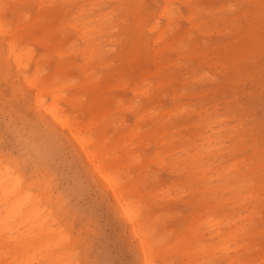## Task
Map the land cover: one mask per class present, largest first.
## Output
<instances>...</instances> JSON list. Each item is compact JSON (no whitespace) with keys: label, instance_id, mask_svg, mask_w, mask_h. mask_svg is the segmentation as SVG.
Here are the masks:
<instances>
[{"label":"rangeland","instance_id":"374dc122","mask_svg":"<svg viewBox=\"0 0 264 264\" xmlns=\"http://www.w3.org/2000/svg\"><path fill=\"white\" fill-rule=\"evenodd\" d=\"M18 1L21 4H19ZM45 1H46V4L48 5L45 4ZM59 1H60V4H59ZM64 1L65 0H50V1L37 0L36 2V0H22V1L21 0H9V1L4 0L1 3V14L4 19L7 17L6 21L9 22L8 24L11 26L12 29L13 28L18 29V32H20L21 34H25L26 39H25V42H23L24 44L25 43L29 44L30 42H32V44L30 43V46L34 49L33 52H36L34 53L35 58L37 56L38 58L43 57L41 67H44V70H46V72L43 71L44 75L48 74V76H51L52 74L53 76V72L57 71L56 73L54 72L55 78L59 79L63 83L65 82L64 84H66V81L68 82L70 89L68 87H65L67 94H65V91H64V94L66 96L64 97L69 98L71 97V95L72 97L76 95L78 96V98L75 99L76 101L72 103L71 102L68 103V101L66 102L65 100L63 101L62 105H63V108L65 109V112L69 114L71 117L73 116L72 118H74L79 123H86L90 116L96 117L95 121L100 124H98L95 128H97L98 130L102 129L106 135L105 138H108L106 139V141H104V146L105 148H107V154H108L106 160L116 163L117 166L120 163L118 167L120 178L123 179V181L127 184H138L136 186L139 188V190L142 191L144 195L146 194L149 195L143 198L146 202L150 204V208H149L150 216L153 218L154 217L157 218L156 220L157 228L160 229L162 233L165 232L164 243L168 245L169 247L171 245L169 243L170 240L172 243L174 237H176L178 233L180 234V236L188 235L189 229H187V227L192 222V219L197 218V215H200L205 218L208 211L205 212L204 208L197 201V199L200 196H205L208 199L209 203L211 205H215L214 207H216V208H213V207L211 208V210L215 209V217L219 219H221L220 217L223 218L222 219L223 221L221 220H220L221 222L219 221L222 232L228 230L224 226L226 225V223L230 224L232 220L235 221L234 219L238 217V213H240V215L244 214L243 212L244 208H246L247 210L245 213H248L250 210L254 212L253 218L251 220L252 224L250 223V225H248L247 227L248 234L245 236V238L239 239L236 244V245H240L243 243H247L249 245V250L247 251V253H243L242 249L238 251L239 259L236 261V264H247V263L248 264H257V263L264 264V202H262L261 204H258V206L252 207V204L255 203L254 198H252V196H247L252 193L251 187L247 185H242L243 184L242 183L241 186L243 187V189L238 194V191L229 189L230 185L228 184L230 183V180L223 182V179L221 180L215 179L216 173H219V170L221 171L222 167H225V166L227 167L228 164L233 162V160H239V159L241 160V159L246 158L249 152L244 151L243 153H240L234 156L230 154L228 156H225L223 159L222 157L217 156L214 159L210 158L208 160L204 159V161H202L203 166L199 167L198 170L202 167L205 168L209 166L210 170L206 172L205 178L206 180L207 178L209 177L211 178L212 176H214V178L212 177L211 178L212 180L211 181L209 180V182L207 183L214 184L215 186H217V188L219 187L218 191L208 193V194L207 193L192 194L191 191L194 190L195 187L204 186L205 181L198 180L193 177L194 179H192L191 183L187 184L186 183L187 175L179 170L180 169L179 166L175 169L171 168L172 165L173 166L178 165L177 164L178 160H181L182 158L185 157V153L180 152L181 145H185L186 143L190 144L191 142L195 143L196 141L197 142L200 141L199 134L203 131L202 130L203 128L202 118L206 117V119L204 120V122H206L209 120V118H212L215 116L222 117V115H224L222 107L227 101H230V100L235 99L236 101L234 100V104L238 108H243L244 106L248 108V110L241 111L242 115H240V117L244 118L245 122H248V123H250L251 121L252 122L255 121L259 126L258 128L259 136L260 138L264 139V59H263L264 58V30H263L264 29V19H263L264 18V6H263L264 0H243V1L242 0H212V1L211 0L210 1L209 0H190V1L189 0H184V1L183 0H177V1L170 0L168 11H170L172 14L168 12L169 15L171 14V21L168 25L166 24L165 17L163 18L162 16H160V10L162 8V5H164L163 0H142L143 2H141V0H135V1L134 0H110V1L109 0H98V1L97 0H92V1L91 0H78V1L76 0L77 2L75 0H71L72 2L70 0H67V2L65 1L66 3H64ZM195 1L197 2L195 3ZM61 2L63 3L61 4ZM97 2L98 3L101 2V3L98 4ZM237 2L239 3L237 4ZM104 3H107V5ZM221 3H223L222 5L225 8L221 5ZM134 4L135 6H133ZM141 4L142 5L144 4V5L142 6ZM203 4H205L204 7H203ZM229 4L233 7V9ZM39 5H40L39 7L40 9L39 8L37 9ZM123 5L127 9H125ZM77 6L79 8H77ZM171 6L172 8L174 6H177V7L176 8L174 7L172 9ZM192 6H194L195 9ZM206 6H208L207 9H206ZM218 6H220L219 7L220 10L217 8ZM82 7L84 8L83 10H82ZM142 7H144L143 11H142ZM61 8L63 9L59 11ZM138 8L139 9L141 8V9L139 10ZM185 8H187L188 10ZM227 8H229V10ZM43 9L45 12L43 11ZM154 9L155 11H153ZM57 10L59 12H57ZM173 10L176 11L177 13L175 12V14H173L174 13ZM206 10L208 11L207 14L205 13ZM151 11H152V14H151ZM131 12H134V13H131ZM188 12L189 14L190 13H192L193 15L196 14V16L194 15L196 21L195 20L194 21L196 24L199 25V28L202 27L200 28L201 31H196L195 29L190 28L191 27L190 23L187 22L185 18L186 15L187 16L189 15ZM39 13L41 16L40 15L36 16ZM95 13H98L97 16L95 15ZM105 13H107L108 15ZM176 14L178 15L177 18L182 23L177 18H175L177 16ZM71 15L74 17H72ZM116 15H119V16L117 17ZM214 16H215V19H214ZM69 17L70 19H68ZM110 17L111 18L113 17V19H111ZM105 18H109V19L106 20ZM198 18L200 19L198 20ZM201 18L204 19L205 21L202 20ZM123 19H124V22H123ZM52 20L55 22L53 23ZM61 20H63L62 21L63 23L61 22ZM142 20L144 21V23L142 22ZM127 21L128 22L130 21V22L128 23ZM56 22L58 23L56 24ZM74 22L75 24L77 23L76 27L80 26L79 28H77V30L76 29L74 30L73 29L74 27L72 28L71 26L72 23ZM49 23L52 24L53 26L50 25ZM67 23L70 24L69 26L71 27H68ZM172 23L173 24L177 23V24L173 25ZM107 24H109V27ZM84 25L85 27L88 26L90 30H87V28L85 30V28H83ZM170 25L172 26V29ZM49 26H50V29H49ZM96 26L98 27L100 26V27L98 28ZM28 27L30 28L32 27V28L30 29ZM58 28L60 29L61 32L59 31ZM80 28L82 30L84 29L89 34H92L93 35L92 37L96 35L98 38L95 36L93 41L92 40L85 41L84 40L85 38L83 39L80 36L81 30H78ZM91 28L92 30L93 29L95 30L92 31ZM48 30L50 31L48 32ZM101 30L103 33H100ZM114 30H117V31H114ZM215 30L217 31L219 30V34ZM51 31L52 33H50ZM53 31L54 32L57 31V32L54 33ZM107 31L109 32V34ZM26 32H28V34H26ZM160 32L163 33L162 41L160 43L154 44L153 39L157 36V33L159 34ZM221 32L223 33L221 34ZM177 33L179 36L177 35ZM30 34H33V35L30 36ZM41 35H42V38L44 37L43 39L41 38ZM55 35H56V38H55ZM76 35L80 37L78 38L76 37ZM189 35L192 37L194 36V38L190 37ZM100 36L102 37L100 38ZM143 36H145V38ZM37 38H41V39L37 40ZM57 39H59V41ZM202 39H204L205 41ZM41 40H42V43L39 42ZM77 40H78V43H76ZM60 41H63V42H60ZM71 41H75V42H71ZM79 41L81 43H79ZM125 41H127V43ZM168 41H170V43H172L173 46H175L176 48L172 50L168 48H166L165 50H162L164 45L165 46L168 45L169 43ZM93 42L94 43L96 42V43L94 44ZM38 43L39 44L41 43L40 44L41 46ZM45 43H47L48 45L47 44L45 45ZM69 43H71V45ZM179 43H181L182 45H180ZM43 44H44V47H43ZM258 44H259V47H258ZM72 46H73V49H72ZM108 46H110L111 48L113 47L114 48L111 49L110 51L109 50L110 47ZM255 46L257 48H254ZM59 47L60 49H58ZM86 48L87 50H91V48L93 50L92 52L93 54L91 55V58L88 60V63L86 61V58L84 59V57H82V55L84 56L83 53ZM233 48H236L234 55L238 56V58L240 59L237 70L241 71L242 77H239V78L236 77V79L233 80L231 83L227 81L226 86L223 87L222 81L224 80L225 75H222L223 72H221L222 68L218 65L219 63H215V62L219 61L220 59H224V62H227L229 60V57L231 56L230 53ZM56 49H58V51L62 50L63 52H65V55H63L62 59H60L57 56L58 51ZM156 49H157V52H156ZM260 49L261 51H259ZM152 50L156 53H154ZM55 51H57L56 54L54 53ZM71 51L72 53H70ZM66 53L69 54V55L67 54L68 57L66 56ZM154 55H156L157 58L154 57ZM193 55H195V57L192 59H189V57H192ZM72 56L74 58H71ZM58 58H59V61L57 60ZM109 61L110 63H108ZM173 61H177V62H173ZM56 63L58 64L56 66L57 68L55 69H60L62 66L63 67L65 66L66 69L65 68L63 70L60 69V71L54 70ZM71 63H73L74 65ZM158 63L162 66H159ZM169 63L171 65H169ZM230 63H228V66L230 65ZM177 64L178 66H176ZM87 65H88V68H87ZM165 65L167 66L165 67ZM33 66L30 65L29 69L27 70L28 74L32 73ZM156 66L160 67V69L157 68ZM68 67L71 68V70L73 71H71ZM84 67L86 69H84ZM154 69H156V71H154ZM157 69H159L158 72H157ZM202 70L204 72L206 70V72L204 73ZM67 73L69 74V76L67 77L68 79H66V76L68 75ZM145 73L148 75L146 76ZM203 74L204 76H202ZM84 75L86 76L85 79H83ZM143 75H145V77H143ZM57 76L60 78H58ZM212 77H213V80H212ZM71 78L73 80H71ZM124 79H126L125 82H123ZM147 80H149V82ZM82 81H84L83 84H82ZM143 81L145 83H143ZM80 82L81 84L79 85ZM72 83L74 84L78 83V84L73 85ZM115 83L117 84L120 83V84L119 86H117L115 85ZM109 84H111L112 87L111 85L107 86ZM71 85L73 86V88ZM137 85L140 87L139 89L140 91L143 88H148L149 92H152L151 98L149 100H147L145 96L140 95L141 93L135 92L136 91L135 86ZM155 85L156 87H154ZM91 86L96 87V91L94 90L95 88L93 89V87L91 89ZM114 86H117V88H115ZM184 87L187 88L186 92H184L185 94L179 96L176 99V101L173 103V97H172L173 92L172 91L176 89H180V92H182L184 90ZM28 93L29 91L22 86L21 78L16 68H14V65L6 63V66L1 68V73H0V146L2 147V148L0 147V154L4 156L5 158L11 160V163H13V165L23 173L25 178L33 179L34 181L41 179L43 175L48 178L49 193L52 194L53 197L55 198L58 197L61 201L60 207H58L57 204L54 205L55 213L59 217L62 218V220L68 226V229L70 230L71 235L77 239L78 259L80 261V264H140L139 253L136 247V240L131 237L125 225L123 224L122 220L116 214L110 192L106 190L104 185H102L101 182L98 180V178L96 177V174L93 173L91 166L84 159V157L75 151L74 145L65 136L64 130L59 129L57 126H55L52 123H49L48 118L43 114V112L39 109V107L34 106L30 102V93L29 94ZM134 93H136V95ZM104 94L107 95L105 98L103 97L105 96ZM108 98H111V99L109 100ZM132 98H134V100ZM77 99H79V101H77ZM49 100L50 98L47 97L46 102H48ZM118 101L120 102L118 103ZM129 101L130 103H128ZM152 104L154 106H159V108H156L154 110L155 112L157 110V113L166 112L167 111L166 109H168L169 107H172V108H169L168 111H172V109L175 108V106L177 107V105L180 106L181 104L189 108L188 111L190 112L189 113L190 116L187 119L185 124H182V125L179 124V126H176L175 129L169 130V132L171 131V133L165 135L161 133L160 128H157L159 127L158 125L156 126L154 125V120L150 118H145L141 121L136 122L137 116L140 115L139 113L142 114L143 112L144 114L145 112L143 110L147 111L148 108L151 109L150 105ZM108 106H110L109 109H107ZM120 106H122L123 109ZM125 107H127V109ZM133 107L134 109H132V111L130 109L129 111V108H133ZM116 108L117 110H114ZM119 108H121V110ZM111 109L114 111L112 112L109 111L108 113L107 111ZM91 110L92 111L94 110L95 112L101 111V113L103 111L105 112L101 114L100 112L94 113ZM77 113L80 116L76 115ZM91 113H94V115ZM114 116L117 118H115ZM101 118H103V120ZM123 118L124 120H122ZM169 120L174 121L177 119L170 117ZM128 122L130 124H128ZM135 123H139L138 128L134 125ZM196 123H198V125ZM223 124H225V128L231 129L232 125L235 124V122L228 120V123L226 121V123L223 122L222 125ZM123 125L125 127H123ZM103 126L104 127L106 126V128H104ZM129 126H131V128ZM129 128H130V131L131 129H133L132 130L133 133L135 129V132H138L137 136L131 137L127 135V132H130ZM137 129L139 131H137ZM6 132L7 134H5ZM143 132H145V134ZM125 134L127 135V137L125 136ZM228 135L229 133L226 130V131H222L220 135L218 136L219 139H222V144H219V145L222 146L223 152L228 151V148L226 147L228 146V144H230ZM130 137L131 139L132 138L133 139L131 140ZM123 140H126V141H123ZM161 140L163 143L160 142ZM127 141H129L128 144L126 143L124 146L121 145L122 143L124 144ZM135 142H136V145L134 144L135 146H133L132 144ZM139 143L140 145H138ZM145 145L147 146L145 147ZM3 146H5V148ZM215 151L217 150L216 149L213 150V152ZM115 153L117 154L120 153L117 156L118 158L116 157L117 154L115 155ZM127 159L128 161H126ZM154 159L156 160L154 161ZM124 161L125 163H121ZM132 161H133V165L131 163ZM228 161L230 163H228ZM244 162L245 161H242L241 163L243 164ZM129 163L131 164L129 165ZM241 163H239L238 166L241 167L242 166ZM157 165H161V168L160 166H157ZM228 172L231 173V171H228ZM222 174L224 175V173ZM166 184L170 186L169 189H171V192L169 189H168L169 192L167 191L166 188H168L167 187L168 185L166 186ZM174 184L176 185L174 186ZM162 185H163L164 191L166 189L165 192L169 193V196L170 195L173 196V192L175 191L174 194L177 193V197L175 195L174 197L177 199H175L174 197L172 199H169V196L167 197L168 198L167 199L166 198V196L168 195L167 193H166L167 195H162L161 199L157 198L159 196L161 197V194L156 193V191L160 192L158 188H160V190L162 191L163 190L161 189ZM255 186L257 187L258 191L264 193L262 191L263 189L260 186H257V185ZM182 191H185V192L182 193ZM154 192L156 193V195H154ZM247 192H249V194ZM178 194L182 196L178 197ZM239 198H242V199L236 201ZM185 199L195 200L196 203L193 202V203L187 204L184 202ZM157 214L159 215L157 216ZM161 216L163 217L160 218ZM239 223L240 222H238V224ZM202 229L204 232L202 231L201 233ZM208 230L209 229L205 226L200 227L199 233L202 234L203 237L200 239L199 242L193 243V244L190 243L188 245L195 246L196 249L200 247L199 244L201 242H202L201 244L208 245V248L211 247L212 245H215L216 239L215 238L210 239V237H208L210 236L208 234ZM244 232L247 233L246 231ZM232 248L233 246L230 245V248L228 250L229 256L236 255V254H233L232 251H230V249ZM168 253H169L168 258L171 264L192 263L190 262V259L188 257L177 253L174 247L170 248ZM6 255L7 254H5V256ZM38 256L39 255L37 254V258ZM235 257H237V255ZM196 258L199 261L202 260L203 264H224V263L226 264L225 256L222 257V254L219 252H215L214 254H210V255L203 254V253L196 254ZM188 261L189 263H187ZM41 263H42L41 260H39L38 262H34V264H41Z\"/></svg>","mask_w":264,"mask_h":264},{"label":"bare ground","instance_id":"6f19581e","mask_svg":"<svg viewBox=\"0 0 264 264\" xmlns=\"http://www.w3.org/2000/svg\"><path fill=\"white\" fill-rule=\"evenodd\" d=\"M4 0H0V73H1V68H3L4 66H6V63L9 64H13L14 68H16V70L19 73V76L21 78V83L22 86L27 89L30 93V102L34 105L39 107V109L43 112V114L48 118L49 123L54 124L55 126H57L59 129L64 130L65 132V136L72 142V144L74 145L75 151L79 154H81L84 159L89 163V165L91 166L93 173L96 174V177L98 178V180L101 182L102 185H104L105 189L108 190L110 192L111 198L113 200V206L115 209L116 214L118 215V217L122 220L123 224L125 225L127 231L129 232V234L131 235L132 238H134L136 240V247L139 253V259H140V264H171L170 260L168 258L169 256V250L170 248L174 247L175 251L181 255H185L186 257H188L190 259L187 263L189 264H203V261H199L196 258V254H214L215 252H219L222 254V257L225 256L226 258V264H236V261L239 259V253L238 251L242 249L243 253H247V251L249 250V245L247 243H243L240 245H236L237 241L241 238H245V236L248 234V225H250V223L252 224L251 220L253 218V211H249L248 213H245L247 210L246 208L243 209L244 214L240 215V213H238V217L236 219H234L235 221H231L230 224L226 223V225L224 226L226 229H228L227 231L222 232L221 228H220V222L223 221L222 217L216 218L215 217V209L211 210V208H216L214 207L215 205H211L208 201V199L205 196H200L197 201L198 203L204 208V211L207 212L205 218L197 215L196 219H192V222L189 224V226L187 227L188 230V235L186 236H180V234L178 233V235L176 237H174L172 243L170 240V246L168 247V245H166L164 243V236H165V232L162 233V231H160V229L157 228V224H156V220L157 218H153L150 216V212H149V208H150V204L148 202H146L144 200L143 197L149 196V195H144V193L142 191L139 190V188L136 186L138 184H127L123 181V179L120 178L119 176V165L120 163L117 164L106 160L107 159V148H105L104 146V141H106L105 138L106 135L103 132V130H98L97 128H95L98 124L95 121L96 117L90 116L89 119L87 120L86 123H79L77 122L74 118H72L69 114H67L65 112V109L63 108V101L65 100L66 102L68 101V103H72L74 101H76L75 99L78 98V96H73L71 95V97H67L65 98V94L66 90L65 87L69 88L68 82L66 81V84H64L62 81H60L59 79L55 78V73L57 72H53V76L51 74V76H48V74L44 75L43 71L46 72V70H44V67H41L42 64V60L43 57L38 58V56L35 58L34 53L33 52V48L30 46V43L32 44V42H30L29 44L27 43H23L25 42V34H21L20 32H18V29H12L11 26L8 24L9 22L6 21V18L4 19L2 14H1V3ZM9 1V0H8ZM22 1V0H21ZM42 1V0H41ZM50 1V0H48ZM67 2V0H65ZM64 1V3H66ZM71 1V0H70ZM76 1V0H75ZM73 1V2H75ZM78 1V0H77ZM76 1V2H77ZM92 1V0H91ZM98 1V0H97ZM110 1V0H109ZM135 1V0H134ZM164 1V5H162V8L160 10V16H162L163 18L165 17L166 19V24L168 25L171 21V12L168 11V6H169V2L170 0H163ZM174 1V0H173ZM177 1V0H176ZM184 1V0H183ZM190 1V0H189ZM210 1V0H209ZM212 1V0H211ZM243 1V0H242ZM37 2V0H36ZM44 2V1H43ZM72 2V1H71ZM85 2V1H84ZM90 2V1H89ZM87 2V3H89ZM141 2H143L141 0ZM180 2V1H179ZM197 1H195L196 3ZM199 2V1H198ZM229 2V1H227ZM234 2V1H233ZM259 2V1H258ZM6 3V2H5ZM16 3V2H15ZM19 4H21L18 1ZM40 3V2H39ZM54 3V2H53ZM63 2H61L62 4ZM91 3V2H90ZM93 3V2H92ZM98 3V2H97ZM101 3V2H99ZM98 3V4H99ZM103 3V2H102ZM122 3V2H121ZM140 3V2H138ZM189 3V2H188ZM206 3V2H205ZM209 3V2H208ZM239 2H237L238 4ZM4 4V3H3ZM12 4V3H11ZM35 4V3H34ZM46 4V1H45ZM44 4V5H45ZM52 4V3H51ZM56 4V3H55ZM60 4V1H59ZM70 4V3H69ZM84 4V3H82ZM95 4V3H94ZM107 5V3H104ZM109 4V3H108ZM111 4V3H110ZM125 4V3H123ZM160 4V3H159ZM176 4V3H175ZM174 4V5H175ZM183 4V3H182ZM187 4V2H186ZM198 4V3H197ZM223 3H221L222 5ZM231 4V3H230ZM229 4V5H230ZM256 4V3H255ZM5 5V4H4ZM3 5V6H4ZM48 5V4H46ZM58 5V4H57ZM76 5V4H75ZM103 5V4H101ZM100 5V6H101ZM117 5V4H116ZM137 5V4H136ZM142 5V4H141ZM144 5V4H143ZM142 5V6H143ZM172 5V4H171ZM193 5V4H191ZM205 4H203L204 7ZM211 5V4H210ZM225 5V4H224ZM240 5V4H239ZM247 5V4H246ZM253 5V4H252ZM14 6V5H13ZM18 6V5H17ZM66 6V5H65ZM71 6V5H70ZM79 6V5H78ZM77 6V8H79ZM114 6V5H113ZM119 6V5H118ZM135 6V4L133 5ZM157 6V5H156ZM173 6V5H172ZM171 6V8H172ZM186 6V5H185ZM189 6V5H188ZM195 6V5H194ZM192 6L194 9L195 7ZM223 6V5H222ZM221 6V7H222ZM226 6V5H225ZM231 6V5H230ZM241 6V5H240ZM245 6V5H244ZM264 6V5H263ZM8 7V6H7ZM40 7V5L37 7V9ZM45 7V6H44ZM67 7V6H66ZM93 7V6H92ZM95 7V6H94ZM102 7V6H101ZM116 7V6H115ZM123 7H125L123 5ZM122 7V8H123ZM140 7V6H139ZM175 8L177 6H174ZM173 7V8H174ZM191 7V8H192ZM201 7V8H203ZM208 6H206L207 9ZM220 6H218L217 8L219 9ZM224 7V6H223ZM229 7V6H228ZM232 7V6H231ZM230 7V8H231ZM257 7V6H256ZM4 8V7H3ZM22 8V6H21ZM65 8V7H63ZM63 8H61L59 11H61ZM69 8V7H68ZM73 8V7H72ZM76 8V7H75ZM81 8V7H80ZM98 8V7H96ZM142 7V11H143ZM157 8V7H156ZM170 8V7H169ZM172 8V9H173ZM179 8V7H178ZM181 8V7H180ZM189 8V9H191ZM200 8V10H201ZM212 8V7H210ZM225 8V7H224ZM241 8V7H240ZM40 9V8H39ZM84 8L82 7V10ZM93 9V8H92ZM120 9V8H119ZM125 9H127L125 7ZM131 9V8H130ZM137 9V8H136ZM135 9V10H136ZM139 9V8H138ZM141 9V8H140ZM139 9V10H140ZM171 9V10H172ZM182 9V8H181ZM180 9V10H181ZM187 9V8H185ZM184 9V10H185ZM199 9V8H198ZM205 9V8H204ZM215 9V8H214ZM229 10V8H227ZM233 9V7H232ZM76 10V9H75ZM74 10V11H75ZM80 10V9H78ZM81 10V11H82ZM117 10V9H116ZM152 10V9H151ZM188 10V9H187ZM210 10V9H209ZM220 10V9H219ZM4 11V10H3ZM44 11V9H43ZM48 11V10H47ZM57 10V12H59ZM65 11V10H64ZM70 11V10H69ZM72 11V9H71ZM88 11V10H86ZM115 11V10H114ZM132 11V10H130ZM134 11V9H133ZM148 11V10H147ZM155 11V9L153 10ZM174 11V10H173ZM178 11V10H177ZM195 11V10H194ZM197 11V10H196ZM205 11V10H204ZM203 11V12H204ZM218 11V10H217ZM253 11V10H252ZM28 12V10H27ZM36 12V11H35ZM38 12V11H37ZM45 12V11H44ZM66 12V11H65ZM77 12V11H76ZM93 12V11H92ZM105 12V11H104ZM118 12V11H117ZM138 12V11H137ZM136 12V13H137ZM141 12V11H140ZM168 12H170L171 14L169 15ZM176 11H174L173 14H175ZM190 12V10H189ZM188 12V14H189ZM199 12V11H198ZM207 10H206V14H207ZM12 13V12H11ZM15 13V12H14ZM24 13V12H23ZM88 13V12H87ZM108 13V12H107ZM105 13V14H107ZM134 13V12H131ZM139 13V12H138ZM143 13V12H142ZM177 13V12H176ZM183 13V11H182ZM212 13V12H210ZM232 13V12H231ZM249 13V12H248ZM21 14V13H20ZM32 14V13H31ZM45 14V13H44ZM50 14V13H49ZM52 14V13H51ZM59 14V13H58ZM72 14V12H71ZM75 14V12H74ZM98 13H95V15L97 16ZM104 14V15H105ZM118 14V13H117ZM127 14V13H126ZM141 14V13H140ZM148 14V13H147ZM152 14V11H151ZM149 14V15H151ZM9 15V14H8ZM28 15V14H27ZM26 15V16H27ZM40 15L37 14L36 16ZM80 15V14H78ZM93 15V14H92ZM108 15V14H107ZM177 15V14H176ZM186 15V14H185ZM196 16V14H194ZM192 13H190L187 17L185 16L187 22L190 23V28L191 29H195L196 31H201L199 25L195 23V17ZM215 15V14H214ZM227 15V14H226ZM234 15V14H233ZM262 15V14H261ZM18 16V15H17ZM16 16V17H17ZM41 16V15H40ZM39 16V17H40ZM72 16V15H71ZM85 16V15H84ZM95 16V17H96ZM101 16V15H100ZM112 16V15H111ZM117 17L119 15H116ZM127 16V15H126ZM139 16V15H138ZM142 16V15H141ZM205 16V15H204ZM207 16V15H206ZM220 16V15H219ZM225 16V15H224ZM243 16V15H242ZM74 17V16H72ZM71 17V18H72ZM81 17V16H80ZM79 17V18H80ZM105 17V16H104ZM108 17V16H107ZM131 17V16H130ZM158 17V16H157ZM178 15L175 17L177 18ZM202 17V16H201ZM209 17V16H208ZM207 17V19H208ZM231 17V16H230ZM234 17V16H233ZM41 18V17H40ZM43 18V17H42ZM52 18V17H51ZM50 18V20H51ZM54 18V17H53ZM86 18V17H85ZM98 18V17H97ZM101 18V17H100ZM103 18V17H102ZM111 18V17H110ZM154 18V17H153ZM161 18V17H160ZM184 18V17H183ZM228 18V16H227ZM258 18V17H257ZM260 18V17H259ZM17 19V18H16ZM24 19V18H22ZM70 19V17L68 18ZM74 19V18H73ZM94 19V18H93ZM99 19V18H98ZM106 20L109 18H105ZM113 19V17L111 18ZM110 19V20H111ZM121 19V18H120ZM178 19V18H177ZM200 18H198L199 20ZM202 19V18H201ZM206 19V18H205ZM215 19V16H214ZM217 19V18H216ZM223 19V18H222ZM231 19V18H230ZM264 19V18H263ZM21 20V19H20ZM26 20V19H25ZM48 20V19H47ZM66 20V19H65ZM75 20V19H74ZM73 20V21H74ZM84 20V19H83ZM88 20V19H87ZM109 20V21H110ZM129 20V19H128ZM179 20V19H178ZM185 20V19H184ZM195 20V21H194ZM204 20V19H202ZM201 20V21H202ZM13 21V20H12ZM17 21V20H16ZM46 21V20H45ZM49 21V20H48ZM53 21V20H52ZM63 20H61L62 22ZM70 21V20H69ZM76 21V20H75ZM90 21V20H89ZM88 21V23H89ZM152 21V20H151ZM180 21V20H179ZM205 21V20H204ZM217 21V20H216ZM227 21V20H226ZM235 21V20H234ZM28 22V20H27ZM34 22V21H33ZM41 22V21H40ZM55 21H53L54 23ZM72 22V21H71ZM83 22V21H82ZM86 22V21H85ZM102 22V21H101ZM117 22V21H116ZM122 22V21H121ZM124 22V19H123ZM122 22V23H123ZM128 22V21H127ZM130 22V21H129ZM128 22V23H129ZM133 22V21H132ZM135 22V21H134ZM139 22V21H138ZM142 22L144 23V21L142 20ZM149 22V21H148ZM158 22V21H156ZM155 22V23H156ZM178 22V21H177ZM181 22V21H180ZM179 22V23H180ZM200 22V21H199ZM203 22V21H202ZM213 22V21H212ZM228 22V21H227ZM13 23V22H12ZM36 23V21H35ZM39 23V22H38ZM58 22H56L57 24ZM63 23V22H62ZM80 23V22H79ZM115 23V22H114ZM163 23V22H162ZM165 23V22H164ZM182 23V22H181ZM198 23V22H197ZM204 23V22H203ZM251 23V22H250ZM255 23V22H254ZM15 24V23H14ZM50 24V23H49ZM68 24V23H67ZM77 24V23H76ZM74 23H72V28L75 30H77L76 27L77 25ZM84 24V23H83ZM93 24V23H92ZM111 24V23H110ZM116 24V23H115ZM134 24V23H133ZM136 24V23H135ZM138 24V23H137ZM141 24V23H140ZM149 24V23H148ZM153 24V23H152ZM165 24V25H166ZM173 24V23H172ZM171 24V25H172ZM175 24V23H174ZM173 24V25H174ZM177 24V23H176ZM175 24V25H176ZM188 24V23H187ZM207 24V23H206ZM216 24V23H215ZM228 24V23H227ZM226 24V25H227ZM29 25V24H28ZM38 25V24H36ZM52 25V24H50ZM65 25V23H64ZM70 24H68V27ZM82 25V24H80ZM86 25V24H85ZM85 25L83 26V28H87V30H90V28H88V26L85 27ZM109 27V24H107ZM106 25V26H107ZM144 25V24H143ZM158 25V23H157ZM170 25V26H171ZM179 25V24H178ZM203 25V24H202ZM208 25V24H207ZM217 25V24H216ZM250 25V24H249ZM258 25V24H257ZM15 26V25H14ZM53 26V25H52ZM66 26V27H67ZM101 26V25H100ZM99 26V27H100ZM131 26V25H129ZM128 26V27H129ZM140 26V25H139ZM164 26V25H163ZM161 26V27H163ZM186 26V25H185ZM228 26V25H227ZM261 26V25H260ZM27 27V25H26ZM34 27V26H33ZM48 27V26H47ZM59 27V26H57ZM63 27V25H62ZM65 27V28H66ZM98 27V26H96ZM95 27V28H96ZM98 27V28H99ZM117 27V26H115ZM120 27V26H119ZM150 27V26H149ZM148 27V28H149ZM160 27V28H161ZM183 27V26H182ZM30 28V27H28ZM32 28V27H31ZM30 28V29H31ZM35 28V27H34ZM38 28V27H37ZM36 28V29H37ZM40 28V27H39ZM121 28V27H120ZM147 28V29H148ZM154 28V27H153ZM167 28V27H166ZM179 28V27H178ZM184 28V27H183ZM23 29V28H22ZM27 29V28H26ZM50 29V26H49ZM59 29V28H58ZM146 29V30H147ZM152 29V28H151ZM168 29V28H167ZM172 29V26H171ZM185 29V28H184ZM183 29V30H184ZM220 29V28H219ZM260 29V28H258ZM20 30V28H19ZM55 30V29H54ZM66 30V29H64ZM81 30L80 31V36L81 38H85V41L88 40H92L94 39V37L96 35H94V37H92V34H89L88 32H86L84 29L82 30L81 28L78 29ZM92 30V28H91ZM95 29H93L92 31H94ZM109 30V29H108ZM118 30V29H117ZM114 30V31H117ZM139 30V28H138ZM142 30V28H141ZM155 30V29H153ZM151 30V31H153ZM163 30V28H162ZM161 30V32H162ZM166 30V29H164ZM174 30V29H173ZM172 30V32H173ZM178 30V29H177ZM182 30V29H181ZM190 30V29H189ZM227 30V29H226ZM264 30V29H263ZM45 31V30H44ZM47 31V29H46ZM50 30H48L49 32ZM60 31V29H59ZM159 31V30H158ZM157 31V32H158ZM217 31V30H215ZM228 31V30H227ZM231 31V29H230ZM235 31V30H234ZM257 31V30H256ZM29 32V31H28ZM28 32H26V34H28ZM54 32V31H53ZM57 32V31H56ZM54 32V33H56ZM61 32V31H60ZM68 32V31H66ZM99 32V30H98ZM108 32V31H107ZM134 32V31H133ZM157 33V36L153 39L154 44L156 43H160L162 41L163 38V33ZM179 32V31H178ZM190 32V31H189ZM188 32V33H189ZM219 34V30L217 31ZM25 33V32H24ZM44 33V32H43ZM47 33V32H46ZM52 33V31L50 32ZM53 33V34H54ZM96 33V32H95ZM100 33H103L102 30ZM112 33V32H111ZM165 33V32H164ZM175 33V32H174ZM182 33V32H181ZM187 33V31H186ZM204 33V32H203ZM223 32H221L222 34ZM40 34V33H39ZM61 34V33H60ZM98 34V33H97ZM109 34V32H108ZM122 34V32H121ZM132 34V33H130ZM136 34V33H135ZM172 34V33H171ZM193 34V33H192ZM201 34V33H200ZM207 34V33H206ZM211 34V33H209ZM256 34V33H255ZM33 34H30V36ZM37 35V34H36ZM44 35V34H42ZM41 35V38H42ZM57 35V34H56ZM55 35V38H56ZM65 35V34H64ZM69 35V34H68ZM102 35V34H100ZM152 35V34H151ZM150 35V36H151ZM173 35V34H172ZM178 35V33H177ZM195 35V34H194ZM258 35V34H257ZM35 36V35H34ZM46 36V35H45ZM52 36V34H51ZM54 36V35H53ZM74 36V35H73ZM79 36V37H80ZM123 36V35H121ZM179 36V35H178ZM177 36V37H178ZM190 36V35H189ZM60 37V36H58ZM65 37V36H64ZM76 37H78L76 35ZM78 37V38H79ZM97 37V36H96ZM102 36H100L101 38ZM115 37V36H114ZM125 37V36H124ZM137 37V35H136ZM145 38V36H143ZM176 37V38H177ZM192 37V36H190ZM257 37V36H256ZM261 37V36H260ZM34 38V37H33ZM41 38H37V40L41 39ZM44 38V37H43ZM42 38V39H43ZM49 38V37H48ZM67 38V37H66ZM74 38V37H73ZM72 38V39H73ZM98 38V37H97ZM96 38V39H97ZM132 38V36H131ZM135 38V37H134ZM175 38V39H176ZM185 38V37H184ZM194 38V36L192 37ZM210 38V37H209ZM32 39V38H31ZM47 39V38H46ZM64 39V38H63ZM105 39V38H104ZM110 39V38H109ZM121 39V38H119ZM182 39V37H181ZM216 39V38H215ZM35 40V39H34ZM59 41V39H57ZM55 40V41H57ZM71 40V39H70ZM74 40V39H73ZM118 40V39H116ZM180 40V39H179ZM186 40V39H185ZM194 40V39H193ZM197 40V39H196ZM195 40V41H196ZM199 40V38H198ZM204 40V39H202ZM217 40V39H216ZM220 40V39H219ZM227 40V39H226ZM32 41V40H30ZM36 41V40H35ZM54 41V39H53ZM81 41V39H80ZM79 41V43H81ZM83 41V40H82ZM98 41V40H96ZM104 41V40H103ZM110 41V40H109ZM113 41V40H112ZM124 41V40H123ZM189 41V39H188ZM205 41V40H204ZM42 43V40L39 41ZM45 42V41H43ZM63 42V41H60ZM68 42V40H67ZM71 42H75V41H71ZM100 42V41H98ZM102 42V41H101ZM111 42V41H110ZM119 42V41H118ZM121 42V41H120ZM127 43V41H125ZM169 42V43H168ZM168 45H164L162 50H165L166 48L172 50L175 49L176 47L173 46L172 43H170V41H168ZM199 42V41H198ZM35 43V42H34ZM40 43V44H41ZM54 43V42H52ZM78 43V40L77 42ZM87 43V42H86ZM89 43V42H88ZM94 43V42H93ZM96 43V42H95ZM94 43V44H95ZM108 43V42H107ZM117 43V42H115ZM114 43V44H115ZM133 43V42H131ZM188 43V42H187ZM224 43V42H223ZM36 44V43H35ZM39 44V43H38ZM39 44V45H40ZM47 43H45L46 45ZM64 44V43H63ZM71 45V43H69ZM73 44V43H72ZM123 44V42H122ZM140 44V43H139ZM150 44V43H149ZM180 45H182L181 43H179ZM206 44V43H205ZM217 44V43H216ZM48 45V44H47ZM61 45V44H60ZM66 45V44H65ZM89 45V44H88ZM113 45V44H112ZM163 45V44H162ZM185 45V44H184ZM199 45V44H198ZM41 46V45H40ZM76 46V45H75ZM78 46V44H77ZM97 46V45H96ZM104 46V45H103ZM131 46V45H130ZM156 46V45H155ZM5 47V48H4ZM34 47V46H33ZM44 47V44H43ZM47 47V46H45ZM51 47V46H50ZM61 47V46H60ZM60 47L58 49H60ZM68 47V46H67ZM71 47V46H70ZM100 47V46H98ZM106 47V46H105ZM110 47V46H108ZM126 47V46H125ZM160 47V46H159ZM157 47V48H159ZM162 47V46H161ZM217 47V46H216ZM259 47V44H258ZM4 48V49H3ZM35 48V47H34ZM54 48V47H52ZM51 48V49H52ZM69 48V47H68ZM75 48V47H74ZM85 48V47H84ZM114 48V47H113ZM110 47V51L111 49H113ZM180 48V47H178ZM254 48H257L256 46ZM58 49H56L58 51ZM64 49V48H63ZM71 49V48H70ZM69 49V50H70ZM73 49V46H72ZM76 49V48H75ZM106 49V48H105ZM161 49V48H160ZM263 49V48H262ZM47 50V49H46ZM65 50V49H64ZM67 50V49H66ZM68 50V51H69ZM79 50V49H77ZM84 50V49H83ZM129 50V49H128ZM202 50V49H201ZM224 50V49H223ZM236 48H233L231 51V56L229 57V60L227 62H224V59H220L219 61H216L215 63H219L218 65L222 68V75L224 76V80L223 82V87L226 86L227 81H229L230 83L236 79V77H242L241 71L237 70L238 68V63H239V58L238 56L234 55ZM251 50V49H249ZM49 51V50H48ZM55 51L54 53L56 54ZM67 51V52H68ZM74 51V50H73ZM76 51V50H75ZM103 51V50H102ZM115 51V49H114ZM135 51V50H134ZM148 51V50H147ZM153 51V50H152ZM177 51V49H176ZM203 51V50H202ZM258 51V50H257ZM256 51V53H257ZM261 51V49L259 50ZM53 52V51H52ZM93 50L91 48V50H87V48L84 50V56L82 55V57H84V59L86 58V61L88 63V60L91 58V55ZM100 52V50H99ZM130 52V51H129ZM149 52V51H148ZM154 52V51H153ZM152 52V53H153ZM157 52V49H156ZM154 52V53H156ZM201 52V51H200ZM247 52V51H246ZM43 53V52H42ZM46 53V52H45ZM53 53V54H54ZM72 53V51L70 52ZM74 53V52H73ZM98 53V52H97ZM96 53V54H97ZM118 53V52H117ZM38 54V53H37ZM49 54V53H48ZM54 54V55H55ZM68 53H66L67 56ZM82 54V53H81ZM249 54V53H248ZM255 54V53H254ZM51 55V54H50ZM63 55H65V52H63L62 50L58 51L57 56L62 59ZM69 55V54H68ZM49 56V55H48ZM68 57V56H67ZM70 57V56H69ZM145 57V55H144ZM154 57H156V55H154ZM195 55H193L192 57H189V59L194 58ZM237 57V58H236ZM54 58V57H53ZM59 58L57 59L59 61ZM71 58H74L73 56ZM109 58V57H108ZM157 58V57H156ZM154 58V59H156ZM236 58V59H234ZM98 59V58H97ZM96 59V60H97ZM115 59V58H114ZM264 59V58H263ZM69 60V59H68ZM67 60V61H68ZM95 60V62H96ZM158 60V59H157ZM92 61V60H91ZM112 61V60H111ZM145 61V60H144ZM147 61V60H146ZM159 61V60H158ZM55 62V61H54ZM72 62V61H71ZM103 62V61H102ZM106 62V61H105ZM173 62H177V61H173ZM171 62V63H173ZM179 62V61H178ZM233 64H231V63ZM260 62V61H259ZM262 62V61H261ZM74 63V62H73ZM71 63V64H73ZM100 63V62H99ZM110 63V61L108 62ZM107 63V64H108ZM135 63V61H134ZM143 63V61H142ZM182 63V62H180ZM228 63H230V65L228 66ZM44 64V62H43ZM58 63H56L54 70H58L60 71L63 70L65 68V66L62 68L60 65V69H55L57 68ZM70 64V63H68ZM79 64V63H78ZM83 64V63H82ZM80 64V65H82ZM146 64V63H145ZM144 64V65H145ZM154 64V63H153ZM159 64V63H158ZM8 65V64H7ZM30 65H34L33 66V71L31 74H28L27 70L29 69ZM74 65V64H73ZM93 65V64H92ZM98 65V64H97ZM96 65V66H97ZM101 65V64H100ZM169 65H171L169 63ZM182 65V64H180ZM233 65V66H232ZM150 66V65H149ZM159 66H162L159 64ZM167 65H165L166 67ZM178 66V64L176 65ZM186 66V64H185ZM232 66V67H231ZM86 67V65H85ZM84 67V69H86ZM108 67V65H107ZM137 67V66H136ZM157 67V66H156ZM164 67V68H165ZM231 67V68H230ZM69 68V67H68ZM88 68V65H87ZM140 68V67H139ZM160 69V67H157ZM226 68V69H225ZM66 69V68H65ZM71 70V68H69ZM83 69V68H82ZM116 69V68H115ZM125 69V68H124ZM131 69V68H130ZM159 69H157V72L159 71ZM220 69V68H219ZM95 70V69H94ZM152 70V69H151ZM190 70V69H189ZM48 71V70H47ZM73 71V70H71ZM84 71V70H83ZM82 71V72H83ZM90 71V70H89ZM93 71V70H91ZM96 71V70H95ZM145 71V70H144ZM154 71H156V69H154ZM168 71V70H167ZM203 71V70H202ZM70 72V71H68ZM114 72V71H113ZM200 72V71H199ZM198 72V73H199ZM204 72V71H203ZM206 72V70H205ZM204 72V73H205ZM48 73V72H47ZM76 73V72H75ZM85 73V72H84ZM96 73V72H95ZM147 73V72H146ZM145 73V74H146ZM68 74V73H67ZM73 74V73H72ZM83 74V73H82ZM91 74V73H90ZM99 74V73H98ZM140 74V73H139ZM155 74V73H154ZM64 75V74H63ZM71 75V74H70ZM74 75V74H73ZM87 75V74H86ZM93 75V74H92ZM100 75V74H99ZM148 74H146L147 76ZM208 75V74H206ZM210 75V73H209ZM3 76V75H2ZM69 76V74L66 76V79H68L67 77ZM199 76V75H198ZM204 76V74L202 75ZM58 77V76H57ZM85 75L83 77V79H85ZM95 77V75H94ZM98 77V76H97ZM96 77V78H97ZM143 77H145V75H143ZM214 77V76H213ZM212 77V80H213ZM60 78V77H58ZM73 78V77H72ZM71 78V80H73ZM91 78V77H90ZM95 78V80H96ZM117 78V77H116ZM122 78V77H121ZM196 78V77H195ZM198 78V77H197ZM200 78V77H199ZM99 79V78H98ZM141 79V78H140ZM139 79V80H140ZM143 79V78H142ZM208 79V77H207ZM210 79V78H209ZM62 80V79H61ZM78 80V79H76ZM94 80V79H92ZM126 79H124L123 82H125ZM64 81V80H63ZM149 82V80H147ZM2 82V80H1ZM73 82V81H72ZM84 81H82L83 84ZM86 82V81H85ZM91 82V81H90ZM147 82V83H148ZM5 83V82H4ZM9 83V82H8ZM89 83V82H88ZM139 83V81H138ZM136 83V84H138ZM143 83H145L143 81ZM198 83V82H197ZM13 84V83H12ZM73 85H77L78 83H72ZM81 84V82L79 83V85ZM120 84V83H119ZM119 84L115 83V85L119 86ZM123 84V83H122ZM151 84V83H150ZM160 84V83H159ZM158 84V85H159ZM86 85V84H85ZM98 85V84H97ZM111 84L107 85L110 86ZM147 85V84H146ZM72 86V85H71ZM117 86H114L115 88H117ZM82 87V86H81ZM93 89L96 91V87L91 86V89ZM112 87V85H111ZM138 87V88H137ZM152 87V86H151ZM156 87V85L154 86ZM66 88V89H68ZM73 88V86H72ZM79 88V87H78ZM121 88V87H119ZM123 88V86H122ZM125 88V87H124ZM136 88V91L134 90ZM135 88L133 89L136 93H141L140 95L145 96L147 100H149L151 98V93L149 92L148 88H143L141 91L139 90L140 87L137 85L135 86ZM70 89V88H69ZM84 89V88H83ZM88 89V88H87ZM107 89V88H106ZM186 87H184V90L182 92H180V89H176L173 90L172 92V97H173V103L176 101V99L185 94L184 92H186ZM16 90V89H15ZM77 90V89H76ZM104 90V89H103ZM132 90V89H131ZM65 91V94H64ZM163 91V90H162ZM200 91V90H199ZM198 91V92H199ZM79 92V91H78ZM133 92V91H132ZM205 92V91H204ZM203 92V93H204ZM15 93V92H14ZM28 93V94H29ZM136 93H134L136 95ZM4 94V93H3ZM2 94V95H3ZM11 94V93H10ZM96 94V93H95ZM94 94V95H95ZM101 94V93H100ZM121 94V93H120ZM127 94V92H126ZM105 96H103L104 98L107 96L106 94H104ZM164 95V94H163ZM199 95V94H198ZM65 96V97H64ZM82 96V95H81ZM101 96V95H100ZM120 96V95H119ZM197 96V95H196ZM49 97L50 100L48 102H46V98ZM75 97V98H74ZM83 97V96H82ZM112 97V96H111ZM183 97V96H182ZM80 98V97H79ZM85 98V96H84ZM83 98V99H84ZM119 98V97H118ZM81 99V98H80ZM107 99V98H106ZM109 100L111 98H108ZM120 99V98H119ZM126 99V98H125ZM134 100V98H132ZM138 99V98H137ZM19 100V99H18ZM96 100V99H95ZM124 100V99H123ZM235 100V99H234ZM234 100H230L227 101L224 105H223V113L224 115H222V117L220 116H215L212 118H209L208 121L204 122V120L206 119V117H203V123H202V132L199 134L200 137V141L199 142H191L190 144H185V145H181V149L180 152L181 153H185V157L182 158L181 160H178V165L176 166H171L172 169H175L179 166V170L182 171L183 173H185L187 176V180L186 183L190 184L192 179H198V180H203L205 181L204 186L202 187H195L194 190L191 191L192 194H196V193H212V192H216L219 190V187L217 188V186H215L214 184H210L207 183L209 182V180L211 181L212 177L214 178V176H212L211 178H205L206 176V172L208 170H210V167H202L198 170L199 167L203 166V162L204 159L208 160L210 158H215V157H222V159L225 156L228 155H237L240 153H243L244 151H248V156L244 159H239V160H233V162H229L230 164H228V166L226 167H222V170H219V173H216L215 179H223V182L229 181L230 183L228 185H230V190H236L238 191V194L240 193V191L243 189L242 185H247L249 187H251L252 189V195L249 194V192H247L249 195L247 196H252V198H254L255 203L252 204V207L258 206V204H261L262 202H264V193L260 192L257 190V186H260L264 192V139L260 138L259 136V126L255 121H251L250 123L245 122L244 118H241L240 115L241 111H245L248 110V108H246V106H244L243 108H238L235 106L234 104ZM77 101H79V99H77ZM82 101V100H81ZM105 101V100H103ZM108 101V100H107ZM236 101V100H235ZM10 102V101H9ZM86 102V101H85ZM120 101H118L119 103ZM130 103V101L128 102ZM74 104V103H73ZM121 104V103H120ZM182 104V103H181ZM177 105V107L175 106V108L172 109V111H168V109H166V112H161V113H157L154 111L156 108H159V106H153L150 105L151 109H147L143 110L145 113L142 114L139 113L140 115L137 116L136 118V122L141 121L145 118H150L152 120H154V125H158L161 129V133L162 134H169L171 133V131L169 132V130H173L175 129L176 126H179V124H185L187 119L190 116V112L188 111L189 108L185 107L184 105ZM81 105V104H80ZM116 105V104H115ZM111 106V105H110ZM107 109H109V107ZM127 106V105H126ZM131 106V105H130ZM129 106V107H130ZM24 107V106H23ZM80 107V106H79ZM98 107V106H97ZM118 107V106H116ZM122 109L123 107L120 106ZM128 107V106H127ZM127 107H125L127 109ZM174 107V106H173ZM100 108V107H99ZM121 108H119L121 110ZM12 109V108H11ZM21 109V108H20ZM38 109V108H37ZM36 109V110H37ZM76 109V108H75ZM118 109V110H119ZM132 111L133 108H129V111ZM3 110V109H2ZM19 110V109H18ZM35 110V109H34ZM74 110V109H72ZM114 110H117L114 109ZM114 110H108L107 112L109 113V111H114ZM203 110V109H201ZM32 111V110H31ZM92 111V110H91ZM34 112V111H33ZM94 113H98L95 112L94 110L92 111ZM105 112V111H103ZM103 112L101 114H103ZM81 113V112H79ZM94 113H91L94 115ZM126 113V111H125ZM30 114V113H29ZM75 114V113H74ZM16 115V114H15ZM78 115V113L76 114ZM6 116V115H5ZM9 116V115H8ZM80 116V115H78ZM96 116V114H95ZM105 116V115H104ZM103 116V117H104ZM116 116V115H115ZM114 116V117H115ZM123 116V115H122ZM22 117V116H21ZM93 117V118H92ZM170 117L177 119L174 121H170ZM117 118V117H115ZM2 119V118H1ZM103 120V118H101ZM109 119V118H108ZM19 120V119H18ZM78 120V119H77ZM101 120V121H102ZM110 120V119H109ZM124 120V118L122 119ZM228 120L235 122V124L232 125L231 129L225 128V124L222 125L223 122L228 123ZM25 121V120H24ZM107 121V120H106ZM126 122V121H125ZM131 122V121H130ZM14 123V122H13ZM20 123V122H19ZM23 123V122H22ZM29 123V122H28ZM31 123V122H30ZM107 123V122H106ZM110 123V122H109ZM119 123V122H118ZM124 123V122H123ZM200 123V122H199ZM4 124V123H3ZM40 124V123H39ZM111 124V123H110ZM114 124V123H112ZM121 124V123H120ZM128 124H130L128 122ZM139 123H135L134 125L138 128ZM198 125V123H196ZM11 125V124H10ZM30 125V124H29ZM32 125V124H31ZM38 125V124H37ZM41 125V124H40ZM44 126V125H43ZM109 126V125H107ZM118 126V124H117ZM121 126V125H120ZM185 126V125H184ZM2 127V126H1ZM29 127V126H28ZM33 127V126H32ZM35 127V126H34ZM39 127V126H38ZM104 127V126H103ZM123 127H125L123 125ZM131 128V126H129ZM106 128V126L104 127ZM111 128V127H110ZM129 128V131H130ZM155 128V127H154ZM183 128V127H182ZM4 129V128H3ZM116 129V128H115ZM19 130V129H18ZM133 129H131L130 132H127V135L133 137V136H137L138 132H135L134 129V133L132 132ZM228 131L229 135V141L230 144H228V146H226L228 148V151H224L222 150V146H220L219 144H222V139H219L218 136L220 135V133L222 131ZM29 131V130H28ZM105 131V130H104ZM137 131H139L137 129ZM155 131V130H154ZM123 132V131H122ZM121 132V133H122ZM150 132V131H148ZM145 134V132H143ZM193 133V132H192ZM7 134V132L5 133ZM120 134V133H119ZM123 134V133H122ZM195 134V133H194ZM4 135V134H3ZM2 135V136H3ZM64 135V134H63ZM121 135V134H120ZM127 135L125 134V136L127 137ZM142 135V134H141ZM156 135V134H155ZM28 136V135H27ZM42 136V135H41ZM52 136V135H51ZM110 136V135H109ZM128 136V137H129ZM159 136V135H157ZM202 136V137H201ZM120 137V136H119ZM118 137V138H119ZM130 137V139H131ZM175 137V136H174ZM4 138V137H3ZM12 138V137H11ZM31 138V137H30ZM38 138V137H37ZM105 138V139H104ZM137 138V137H135ZM173 138V137H172ZM15 139V138H14ZM117 139V138H116ZM129 139V138H128ZM133 139V138H132ZM131 139V140H132ZM11 141V140H10ZM13 141V140H12ZM116 141V140H115ZM126 141V140H123ZM259 141V142H258ZM162 142V140L160 141ZM119 143V142H118ZM116 143V144H118ZM128 144L129 141L125 142L124 144L122 143L121 145H125ZM163 143V142H162ZM136 142L133 143L132 145L135 146ZM23 145V144H22ZM43 145V144H42ZM120 145V146H121ZM140 145V143L138 144ZM158 145V144H157ZM17 146V145H16ZM114 146V145H113ZM131 146V145H130ZM143 146V144H142ZM147 145H145L146 147ZM151 146V145H149ZM220 146V147H219ZM1 147V146H0ZM5 148V146H3ZM67 147V146H66ZM110 147V146H109ZM108 147V148H109ZM2 148V147H1ZM73 148V147H72ZM118 148V147H117ZM151 148V147H150ZM56 149V148H55ZM68 149V148H67ZM122 149V148H121ZM156 149V148H155ZM217 150L215 152H213V150ZM21 150V149H20ZM46 150V149H45ZM178 150V149H177ZM222 150V151H221ZM13 151V150H12ZM17 151V150H16ZM19 151V150H18ZM57 151V150H56ZM134 151V150H133ZM157 151V150H156ZM176 151V150H175ZM67 152V151H66ZM150 152V151H149ZM155 152V151H154ZM172 152V151H171ZM27 153V152H26ZM59 153V152H58ZM134 153V152H133ZM170 153V152H169ZM168 153V154H169ZM17 154V153H16ZM20 154V153H19ZM24 154V153H23ZM117 153H115L116 155ZM120 154V153H118ZM118 154L116 155V157L118 156ZM122 154V153H121ZM137 154V153H136ZM123 155V154H122ZM80 156V155H79ZM153 156V155H152ZM156 156V155H155ZM22 157V156H21ZM109 157V156H108ZM121 157V155H120ZM133 157V156H132ZM181 157V156H180ZM244 157V156H243ZM28 158V157H27ZM82 158V157H81ZM112 158V157H111ZM118 158V157H117ZM240 158V157H239ZM31 159V158H30ZM138 159V158H137ZM237 159V158H236ZM48 160V159H47ZM156 159H154L155 161ZM128 161V159L126 160ZM135 161V160H134ZM173 161V160H172ZM242 161H245L243 164L241 163ZM37 162V161H36ZM153 162V161H151ZM158 162V161H157ZM121 163H125L121 162ZM133 165V161L131 162ZM129 163V165L131 164ZM239 163H241V167L238 166ZM128 164V162H127ZM142 164V163H140ZM152 164V163H151ZM163 164V163H162ZM125 165V164H123ZM122 165V166H123ZM175 165V164H174ZM209 165V164H207ZM128 166V165H127ZM160 166L161 165H157ZM223 166V165H222ZM245 166V167H243ZM34 167V166H33ZM121 167V166H120ZM89 168V167H88ZM118 168V169H117ZM149 169V168H148ZM214 169V168H213ZM221 169V168H220ZM145 170V169H144ZM172 171V170H171ZM228 171H231L228 172ZM218 172V171H217ZM126 173V172H125ZM201 173V174H200ZM224 173V175L222 174ZM171 174V173H170ZM132 175V174H131ZM209 176V175H208ZM94 177V176H93ZM157 177V176H156ZM194 177V178H193ZM143 178V176H142ZM94 179V178H93ZM164 180V179H163ZM172 181V180H171ZM213 183V182H212ZM100 184V185H101ZM49 180L47 177H45L43 175V177L41 179H38L36 181H34L33 179H27L24 177L23 173L16 168L13 163H11V160L5 158L4 156H2L0 154V264H34V262H38L39 260H41V264H80V261L78 259V250H77V239L75 237H73L71 235L70 230L68 229V226L65 224V222L62 220L61 217H59L54 210V205L57 204L58 207H60L61 205V201L60 199L57 197H53L52 194L49 193ZM168 184H166L167 186ZM176 184H174L175 186ZM173 186V185H171ZM245 186V187H247ZM168 188L167 191L171 192V189H169V185L167 186ZM178 187V186H177ZM161 189H163L162 192L160 190V188H158V190L160 192L156 193H160L161 197H157V198H162V195H167L166 198L169 196V193L164 191L163 185L161 186ZM169 189V190H168ZM225 189V188H224ZM182 190V189H181ZM184 190V189H183ZM155 191V190H154ZM224 191V190H222ZM185 191H182V193ZM156 193L154 192V195H156ZM167 193V194H166ZM175 191L173 192V196H169V199H172L174 197V195L177 197V193L174 194ZM181 193V194H182ZM153 194V193H152ZM185 194V193H184ZM151 195V194H150ZM182 196L180 194H178V197ZM261 196V197H259ZM154 197V196H153ZM239 197V196H238ZM165 198V197H164ZM175 198V197H174ZM168 199V198H167ZM177 199V198H175ZM234 199V198H233ZM242 198L237 199L241 200ZM157 200V199H156ZM230 200V199H229ZM228 200V201H229ZM227 201V202H228ZM185 203L189 204V203H193L196 201L192 200V199H185L184 200ZM216 203V202H214ZM213 203V204H214ZM220 203V202H219ZM237 204V203H236ZM161 211V210H160ZM159 212V211H158ZM186 212V211H185ZM202 214V213H201ZM159 214H157L158 216ZM156 216V217H157ZM163 216H161L160 218H162ZM219 219V220H218ZM221 220V221H220ZM220 221V222H219ZM238 222H240L238 224ZM173 226V225H172ZM186 226V225H185ZM205 226L207 227L208 230V234L210 236V239H216L215 241V245H212L211 247L208 248V245L206 244H199V248H195V246H189L188 244H193V243H197L200 241V239L203 237L202 234L199 233V228ZM185 228V227H184ZM184 230V229H183ZM78 231V230H77ZM203 229L201 230L202 233ZM206 231V230H205ZM244 231H246L247 233H245ZM170 232V231H169ZM181 232V231H180ZM204 232V231H203ZM182 233V232H181ZM254 234V233H253ZM263 234V233H262ZM167 236V235H166ZM206 238V237H204ZM132 240V239H130ZM168 243V244H169ZM204 243V242H203ZM233 246L232 249H230V251L233 252V254H236L237 257L234 256H229L228 254V250L230 248V245ZM207 246V247H206ZM208 248V249H207ZM5 254H7L5 256ZM37 254L39 255L37 258ZM213 256V255H212ZM262 256V255H261ZM183 257V256H181ZM200 257V256H199ZM259 259V258H258ZM185 261V260H184ZM258 261V260H257ZM261 261V260H260ZM263 261V260H262ZM259 262V261H258ZM242 263V262H240ZM245 263V262H244ZM253 263V262H252ZM225 264V263H224ZM248 264V263H247ZM258 264V263H257ZM262 264V263H261Z\"/></svg>","mask_w":264,"mask_h":264}]
</instances>
